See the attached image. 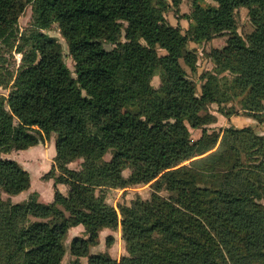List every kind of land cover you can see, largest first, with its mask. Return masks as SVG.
<instances>
[{"label":"trees","instance_id":"obj_1","mask_svg":"<svg viewBox=\"0 0 264 264\" xmlns=\"http://www.w3.org/2000/svg\"><path fill=\"white\" fill-rule=\"evenodd\" d=\"M213 1L192 0V22L182 32L164 18L159 0H0V40L13 33L15 9L32 5V27L18 46L31 45L30 53L9 94L0 95V153L54 132L55 160L69 174L57 181L70 187L68 195L55 190L49 203L0 205V264H60L68 228L82 223L88 237H74L70 263L81 264L78 256L88 254L97 230L118 220L95 189L150 181L172 194L155 192L120 207L128 254L117 263L93 253L87 264H264V207L256 202L264 192V158L240 162L236 148L243 141L264 153V135L229 126L214 149L219 133L205 126L213 117L206 104L219 91L214 72L231 74L230 93L242 96L243 108L264 113V0ZM241 5L253 24L246 38L234 16ZM53 22L68 42L74 76L42 32ZM221 32L228 39L212 49L214 70L203 73L197 93L180 58L194 71L187 41ZM156 71L157 88L150 83ZM189 127L202 136L192 141ZM77 157L82 168L68 169ZM29 186L28 171L0 156V189L14 195Z\"/></svg>","mask_w":264,"mask_h":264},{"label":"rangeland","instance_id":"obj_2","mask_svg":"<svg viewBox=\"0 0 264 264\" xmlns=\"http://www.w3.org/2000/svg\"><path fill=\"white\" fill-rule=\"evenodd\" d=\"M204 2L205 4H216L213 0H204ZM158 8L164 18L170 24L181 27L182 32H185L189 28L192 22L190 16L193 9L192 0H159ZM13 15V33H10L6 40H0V95L5 97L9 94L14 79L24 63V57L30 53L31 45H24L21 50L18 49V46L22 44L21 36L25 33L27 34L32 27V5L30 3H24L22 8L19 9L17 7L15 9ZM234 16L237 32L243 38H246L247 34L253 30L248 8L242 5L236 7L234 9ZM124 24L126 25V22ZM42 32L45 36L55 40L66 66L74 76V59L70 53L68 42L62 35L58 22H53L48 29H44ZM123 35L124 33H122V39L124 37ZM228 36V32H221L207 40L199 42L187 41L186 48L195 54L194 64L196 65V69L194 71L191 70L183 58H180V63L186 68L190 79L196 85L197 93H200L201 85L207 80L206 75L203 73L214 70L215 64L211 56L212 49L222 48L226 44ZM108 46L110 47L111 45ZM157 51L160 55L166 52L161 47H157ZM214 75L219 85V91L215 93V99L206 104V111L210 112L213 117L211 118V122L205 124L208 132L215 131L219 133V138L214 149L220 144L219 141L223 130L229 126L235 128L248 127L250 129L249 133L263 136L264 113L254 114L255 111H248L242 106L241 95L235 97L231 95L229 86L232 76L230 73L214 72ZM150 83L155 88L160 85L161 79L159 72H155ZM189 131L192 141L199 139L203 134L201 128L189 127ZM55 139L56 134L51 132L44 141H39L33 147L28 149H10L0 153L2 158L14 160L22 168L27 170L30 176V186L17 194H8L0 189V205H12L30 198L49 203L53 199L55 190H59L61 193L68 195L70 188L68 183L57 181L61 176L68 177L69 174L55 160ZM236 148L239 151L240 162L257 165L264 158L263 151L257 150L258 145L250 146L248 142L238 141ZM110 158L111 152L108 151L104 154L103 159L109 160ZM191 159L185 160L183 163L189 164ZM83 162V157H77L68 161L65 166L70 170H79L82 168ZM130 171V168L124 169L123 175L127 177ZM155 192L165 198H168L172 194L164 187L156 190L152 185V181L148 183L140 182L130 184L125 187H97L95 193L103 196L105 201L116 209L118 220L114 226H104L97 230L95 242L89 244L88 254L78 256L80 263L87 264L88 255L99 252L108 253L119 263L122 256L128 254L127 246L123 238L120 207L123 205L129 206L137 198L150 199L151 195ZM256 202L264 207V192L260 194ZM29 219L40 220L41 218L30 216ZM74 237H88L85 226L82 223L72 225L68 228L63 239L65 253L60 264H70L76 258L71 252V242ZM159 237L160 234L155 235V238ZM2 260L3 258H0V263Z\"/></svg>","mask_w":264,"mask_h":264},{"label":"crops","instance_id":"obj_3","mask_svg":"<svg viewBox=\"0 0 264 264\" xmlns=\"http://www.w3.org/2000/svg\"><path fill=\"white\" fill-rule=\"evenodd\" d=\"M34 146V145H33ZM33 146H30V147H33ZM30 147H28V148H30ZM28 148H26V149H28Z\"/></svg>","mask_w":264,"mask_h":264}]
</instances>
